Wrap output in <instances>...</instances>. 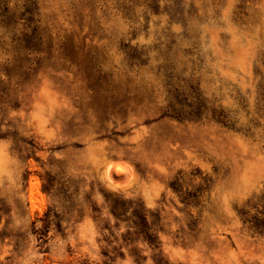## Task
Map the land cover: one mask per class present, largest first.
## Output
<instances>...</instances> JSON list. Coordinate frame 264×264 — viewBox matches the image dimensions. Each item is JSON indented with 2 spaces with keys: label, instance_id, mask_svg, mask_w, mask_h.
<instances>
[{
  "label": "rangeland",
  "instance_id": "374dc122",
  "mask_svg": "<svg viewBox=\"0 0 264 264\" xmlns=\"http://www.w3.org/2000/svg\"><path fill=\"white\" fill-rule=\"evenodd\" d=\"M0 264H264V0H0Z\"/></svg>",
  "mask_w": 264,
  "mask_h": 264
},
{
  "label": "clouds",
  "instance_id": "9594fccd",
  "mask_svg": "<svg viewBox=\"0 0 264 264\" xmlns=\"http://www.w3.org/2000/svg\"><path fill=\"white\" fill-rule=\"evenodd\" d=\"M122 168L118 169L119 171H121Z\"/></svg>",
  "mask_w": 264,
  "mask_h": 264
},
{
  "label": "snow or ice",
  "instance_id": "6c2138e0",
  "mask_svg": "<svg viewBox=\"0 0 264 264\" xmlns=\"http://www.w3.org/2000/svg\"><path fill=\"white\" fill-rule=\"evenodd\" d=\"M121 171H123V169H121Z\"/></svg>",
  "mask_w": 264,
  "mask_h": 264
}]
</instances>
